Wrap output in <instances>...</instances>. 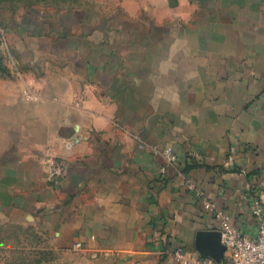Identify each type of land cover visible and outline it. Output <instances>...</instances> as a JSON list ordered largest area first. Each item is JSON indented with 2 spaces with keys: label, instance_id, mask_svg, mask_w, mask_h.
<instances>
[{
  "label": "crops",
  "instance_id": "crops-1",
  "mask_svg": "<svg viewBox=\"0 0 264 264\" xmlns=\"http://www.w3.org/2000/svg\"><path fill=\"white\" fill-rule=\"evenodd\" d=\"M57 16L0 76V216L97 264H179L175 245L219 231L210 203L254 236L264 0H79Z\"/></svg>",
  "mask_w": 264,
  "mask_h": 264
},
{
  "label": "rangeland",
  "instance_id": "rangeland-1",
  "mask_svg": "<svg viewBox=\"0 0 264 264\" xmlns=\"http://www.w3.org/2000/svg\"><path fill=\"white\" fill-rule=\"evenodd\" d=\"M78 4L79 0H0V76L17 73L16 59L24 65L33 56L34 34L46 31L58 14ZM54 161L47 164L50 178ZM94 253L58 246L44 225L25 226L0 216V264H97Z\"/></svg>",
  "mask_w": 264,
  "mask_h": 264
},
{
  "label": "built area",
  "instance_id": "built-area-1",
  "mask_svg": "<svg viewBox=\"0 0 264 264\" xmlns=\"http://www.w3.org/2000/svg\"><path fill=\"white\" fill-rule=\"evenodd\" d=\"M167 165H173L177 157L172 148L168 147L163 151ZM233 161V153L229 156ZM166 171V166L162 168ZM51 178L61 179L65 174L64 165L55 160L50 167ZM213 216L217 220L218 229L221 231V242L225 247L223 256L218 260L212 255H203L192 249L186 244L175 245L171 250V255L176 263L179 264H264V208L260 203H256L252 213L257 222V232L254 236L244 234L234 225L228 215L218 208L217 204L210 203ZM83 243L77 242L72 248L80 249ZM96 255V252L94 253Z\"/></svg>",
  "mask_w": 264,
  "mask_h": 264
},
{
  "label": "water",
  "instance_id": "water-1",
  "mask_svg": "<svg viewBox=\"0 0 264 264\" xmlns=\"http://www.w3.org/2000/svg\"><path fill=\"white\" fill-rule=\"evenodd\" d=\"M221 231L204 230L199 232L197 240V249L203 255H212L218 260L223 256L225 250L221 242Z\"/></svg>",
  "mask_w": 264,
  "mask_h": 264
}]
</instances>
